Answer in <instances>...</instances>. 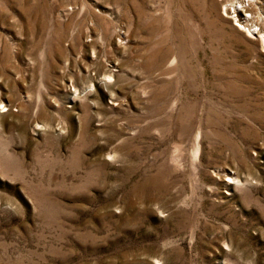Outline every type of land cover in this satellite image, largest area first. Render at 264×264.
Listing matches in <instances>:
<instances>
[{"label": "rangeland", "instance_id": "1", "mask_svg": "<svg viewBox=\"0 0 264 264\" xmlns=\"http://www.w3.org/2000/svg\"><path fill=\"white\" fill-rule=\"evenodd\" d=\"M261 39L264 0H0V264H264Z\"/></svg>", "mask_w": 264, "mask_h": 264}, {"label": "built area", "instance_id": "2", "mask_svg": "<svg viewBox=\"0 0 264 264\" xmlns=\"http://www.w3.org/2000/svg\"><path fill=\"white\" fill-rule=\"evenodd\" d=\"M246 4H247V2H246ZM241 5L243 6V5H245V4H241ZM245 7H246V6H244L242 9H244ZM247 7H248V6H247ZM242 9H241L238 13H232L231 10H230V11L227 10V11H229V14H231V15L233 16V18H235V19H234L235 22L238 21V20H237V15H240L241 12H242V14H243V17L241 18V20H242V21H247L246 19L249 18V15H247V14L244 15V10L242 11ZM227 13H228V12H227ZM235 15H236V17H235ZM239 25L244 26V27H240ZM235 26H237V27L240 28V29H242V28L245 29V28H248L249 26H252V24L247 25V24H245V22H241V24L236 23ZM252 28L257 29V31H258V28H255L254 26H253ZM243 29H242V30H243Z\"/></svg>", "mask_w": 264, "mask_h": 264}, {"label": "bare ground", "instance_id": "3", "mask_svg": "<svg viewBox=\"0 0 264 264\" xmlns=\"http://www.w3.org/2000/svg\"><path fill=\"white\" fill-rule=\"evenodd\" d=\"M245 5H241L240 2L239 3H236L234 4V6H232L230 9H231V12L232 13H238ZM230 11V10H229ZM236 17V15H235ZM253 19V18H252ZM240 27H243L241 25H239ZM243 29V28H242ZM249 35H252L251 33H248ZM257 39V38H256ZM260 41V45H261V48L263 49V52H264V39H261L259 40Z\"/></svg>", "mask_w": 264, "mask_h": 264}]
</instances>
